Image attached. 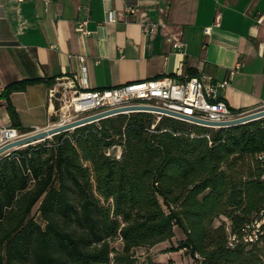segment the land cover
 <instances>
[{"label": "trees", "instance_id": "trees-1", "mask_svg": "<svg viewBox=\"0 0 264 264\" xmlns=\"http://www.w3.org/2000/svg\"><path fill=\"white\" fill-rule=\"evenodd\" d=\"M42 82L22 79L0 93L22 133L32 129L10 95ZM118 147L119 159L107 154ZM259 153L264 118L214 130L147 112L13 150L0 157V264H140L134 250L170 241L175 225L186 237L166 252L185 249L197 264H264V236L230 247L227 231L264 209ZM220 217L227 221L215 225ZM157 260L141 264H173Z\"/></svg>", "mask_w": 264, "mask_h": 264}, {"label": "crops", "instance_id": "crops-1", "mask_svg": "<svg viewBox=\"0 0 264 264\" xmlns=\"http://www.w3.org/2000/svg\"><path fill=\"white\" fill-rule=\"evenodd\" d=\"M125 6L136 12L123 14ZM108 8L116 13L114 23L105 22ZM262 12L264 0H52L47 7L41 0H0V92L22 79L44 80L10 95L30 129L48 122L47 82L74 74L89 89L163 75L211 83L231 77L218 88L219 98L234 111L252 110L264 106V21H256ZM79 20H87L89 34L75 30ZM142 22L163 27L146 36ZM10 125L0 98V127Z\"/></svg>", "mask_w": 264, "mask_h": 264}, {"label": "built area", "instance_id": "built-area-1", "mask_svg": "<svg viewBox=\"0 0 264 264\" xmlns=\"http://www.w3.org/2000/svg\"><path fill=\"white\" fill-rule=\"evenodd\" d=\"M17 2H26L33 0H16ZM52 0H41L43 5L47 7ZM136 9L131 6H125L122 9L123 14H134ZM117 20L116 13L113 9H106V23H114ZM257 23L264 21V12L260 13L256 18ZM161 22H142L141 30L146 36H151L156 31V26ZM75 30L78 33L89 34L87 30V20H79L75 24ZM211 27L204 28V33L209 34ZM174 48L184 49L185 43L171 37L165 38ZM80 57V61L83 62ZM231 77L216 83L205 82L203 77L192 76L179 79L171 75H163L143 81L130 82L115 87H106L102 89L84 88L78 83L77 75H63L53 79L47 84V109L48 122L45 127L34 128L32 131L22 133L12 126L0 127V147L14 142L28 134L36 133L42 130L62 127L85 118L106 113L116 109H124L128 107L144 106L151 108H160L195 119L225 122L241 117L249 113V110L238 112L231 109L225 101L219 98L218 88H224L229 84ZM1 93V92H0ZM135 112H147L156 115V122L162 116L188 122L194 125H200L193 121L183 120L181 118L171 116L158 111L148 110H126L120 113L110 114L102 118H98L87 123L80 124L69 128L63 132H71L76 128L98 123L99 121L113 117L118 114H128ZM155 124L151 126L153 129ZM201 126V125H200ZM52 137V136H51ZM46 138V139H50ZM45 140V139H44ZM43 141V140H42ZM16 147L0 154V157L7 155ZM109 149L108 155H114L119 159L121 148ZM258 160L264 165V153L257 155ZM228 231V245L233 247L237 243L243 242L247 244L260 241L264 236V209L257 212L248 223H246L239 233ZM197 256V255H196Z\"/></svg>", "mask_w": 264, "mask_h": 264}, {"label": "water", "instance_id": "water-1", "mask_svg": "<svg viewBox=\"0 0 264 264\" xmlns=\"http://www.w3.org/2000/svg\"><path fill=\"white\" fill-rule=\"evenodd\" d=\"M126 110H130V111H134V110L152 111V110H154V111H158L161 113H165V114H168L171 116L181 118L183 120L196 122V123L200 124L201 126L212 127V128H224V127L238 126L241 124L249 123V122L264 118V109L249 112V113L244 114L241 117L233 119V120L217 123V122L195 119V118L190 117V116H185V115H182L180 113H175V112L168 111L165 109H160V108H151V107H144V106L128 107V108H124V109H116V110H112V111H109L106 113L94 115V116L85 118L83 120H80V121H77V122L62 126V127L51 128V129L42 130V131H39L36 133L28 134V135L14 141V142L8 143V144L0 147V154L4 153L7 150L16 148V147H24V146H28V145L36 143V142H40L46 138H49L53 135L61 133L62 131H65V130L72 128L74 126H78L80 124L87 123L89 121H92V120H95L98 118H102V117H105V116L110 115V114L120 113V112H123Z\"/></svg>", "mask_w": 264, "mask_h": 264}, {"label": "rangeland", "instance_id": "rangeland-1", "mask_svg": "<svg viewBox=\"0 0 264 264\" xmlns=\"http://www.w3.org/2000/svg\"><path fill=\"white\" fill-rule=\"evenodd\" d=\"M264 109V106L249 110L252 111H258ZM154 115V114H153ZM156 117V115H154ZM212 128V127H210ZM212 129H218V128H212ZM37 143V142H36ZM35 144V143H33ZM25 147V146H24ZM22 148V147H21ZM227 221L224 217H220L219 219L215 220V225H218L221 221ZM186 237L184 231L178 226H174V237L170 241H164L157 245H155L153 248H138L134 250V256L138 259L137 261L141 264L144 263L148 257H153L156 259H164V257H167L165 260L167 262L169 261L168 258H170L174 264H197L196 258H193L190 256L185 249H181L179 251H170L166 252L165 250L170 247H176L177 244L184 240ZM112 245L117 248L121 249V242L120 240H115ZM196 257V256H195Z\"/></svg>", "mask_w": 264, "mask_h": 264}]
</instances>
